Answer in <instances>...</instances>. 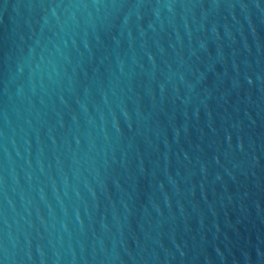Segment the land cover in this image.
<instances>
[{
	"label": "water",
	"instance_id": "1",
	"mask_svg": "<svg viewBox=\"0 0 264 264\" xmlns=\"http://www.w3.org/2000/svg\"><path fill=\"white\" fill-rule=\"evenodd\" d=\"M0 264H264V0H0Z\"/></svg>",
	"mask_w": 264,
	"mask_h": 264
}]
</instances>
